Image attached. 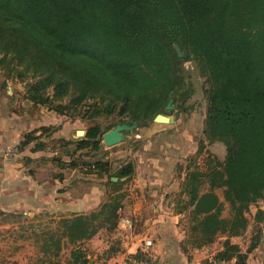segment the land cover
I'll return each instance as SVG.
<instances>
[{
	"label": "trees",
	"instance_id": "16d2710c",
	"mask_svg": "<svg viewBox=\"0 0 264 264\" xmlns=\"http://www.w3.org/2000/svg\"><path fill=\"white\" fill-rule=\"evenodd\" d=\"M188 59L204 77L202 133L209 142L220 140L225 154L184 176L191 208L181 246L187 251L223 234L215 257L235 256V264H244L247 252L229 237L246 229L250 205L264 199V0H0V67L11 77L30 78L23 98L35 105L70 119L69 110L84 106L91 121L85 133L58 138L75 142V150L101 147L99 116L115 113L146 125L170 97L186 100L192 88L179 70ZM56 129L43 126L40 133L51 138ZM35 131L23 133L19 149L38 139ZM57 159L83 173H105L114 185L119 181L111 176L133 170L127 163L109 172L101 158ZM120 205L117 193L96 209L63 218L61 228L47 230L48 253H59L61 236L82 240L102 225L114 226ZM81 249L72 251L74 263L86 262Z\"/></svg>",
	"mask_w": 264,
	"mask_h": 264
},
{
	"label": "crops",
	"instance_id": "0c3cea01",
	"mask_svg": "<svg viewBox=\"0 0 264 264\" xmlns=\"http://www.w3.org/2000/svg\"><path fill=\"white\" fill-rule=\"evenodd\" d=\"M7 97L5 94L0 96V211L24 214L26 218L31 219L30 223L35 228L54 230L61 228L63 218L96 209L107 201L114 184L109 182L105 173H82L77 168L70 169L65 163L60 166L50 147L53 138L59 146V137H73V132L78 129V119H68L66 115L57 113L44 104H36L31 114L26 111L33 107L31 101L23 98V102H20V99L15 97L7 100ZM12 100L16 101V107L10 104ZM49 125L57 127L51 138L46 132L40 133L41 127ZM33 129L36 130L35 134L40 133L38 139L19 149L18 154L7 156L9 148L17 149L23 133ZM61 160L68 161L67 158ZM135 169L140 170V165ZM150 170L144 169L142 174L137 172L129 183L125 180L126 175L112 180L120 181V186H128L117 211L132 216L136 235L125 241L115 227L109 229L102 225L91 237L77 240L83 242L86 249L85 263H66L65 257L56 256V264H132L127 254L135 252L141 245L142 238L146 237L152 239L148 248L150 255L147 256L149 264H201L207 258L215 257L223 247V234L201 247L188 246L187 251L182 249L181 245L185 239V210L178 208L175 202L176 194L171 193L179 181L177 174L171 170ZM181 178L183 179V176ZM182 195L186 197L184 192ZM260 200L252 211L253 221L259 231L258 234L253 232L255 243L251 249L246 251L252 237V233L247 229L249 222L241 234L229 237L238 245L240 251L247 252L244 264H264V201ZM190 208L191 206L188 207V212ZM259 209L262 210V217L257 219L255 214ZM47 233L45 231L40 236L42 240L39 248L42 255L48 254ZM114 242L118 247H113ZM230 259L236 263L235 256ZM12 260L14 264L48 263V260L36 263L35 256L16 255L12 256Z\"/></svg>",
	"mask_w": 264,
	"mask_h": 264
},
{
	"label": "rangeland",
	"instance_id": "374dc122",
	"mask_svg": "<svg viewBox=\"0 0 264 264\" xmlns=\"http://www.w3.org/2000/svg\"><path fill=\"white\" fill-rule=\"evenodd\" d=\"M7 72L8 71H4V68L0 67V96H4L5 94L8 96L7 100L15 97L16 99H20V102H23L25 82L26 80H30V78L27 77L25 80H21L15 76L11 77ZM179 75L186 84H190L192 93L182 102L184 109L176 103L179 100L174 99L171 108L160 111L175 118L173 122H160L152 119L146 125H138L137 123L126 122L125 119L127 117L116 115L115 113L108 116L102 115L95 120V122H99L100 128L103 131L102 135L116 124L122 123L125 125V128L121 130L120 137L111 144L106 145L101 135V147L99 149L85 147L75 150V142L67 144L61 142V145L58 146L55 138L51 139L50 147L56 152L57 158H67L68 162L70 160L77 161L80 160V158H101L106 161L109 172H113L122 165L129 163L133 170L126 175L127 178L125 180H127L128 183L137 172L139 174L144 173V169H151V172L154 170H161L163 172H168L170 170L172 172L174 171L179 181L174 185L175 188L171 190V193L174 192V194H176L175 202L178 208L185 210L183 225L185 227L184 238H186V229L189 223V206H185L186 197L184 198L182 195L184 176L190 169L206 170L215 160H222L225 154V146L220 140L209 142L202 133L206 107L203 92L204 77L200 74L196 62L193 59L183 61L179 70ZM47 91L49 93L51 92L50 89ZM67 98L68 97L62 98L61 101L66 102ZM15 102V100H12L10 104L16 107L15 105L17 104ZM56 102L57 100L54 101L53 104ZM44 105L47 107L46 104ZM35 106L34 104L33 107H29L26 111L32 114L33 110H35ZM69 112L74 115V119H78L76 128L84 129L85 133L86 127L91 121L83 115L84 106H79L77 109L73 110L71 109ZM68 119L70 118L68 117ZM107 124L112 125L107 128ZM79 133L80 132H73V137L75 138L84 134ZM16 148L17 149L14 148V150L13 147L9 148L7 151L9 154H6V150L4 149V154L7 156L18 154L19 148L18 146ZM138 164L140 165V170L135 169ZM112 165H114V167H112ZM69 168L74 169V167L71 166H69ZM147 172H149V170H147ZM181 176H183V179ZM122 187V185L120 186L118 184L111 187L113 189L111 190V195L114 196L118 192L122 198L124 190H127L128 186L123 187V189ZM117 189L118 191L116 192L115 190ZM216 191L221 195V189L217 188ZM258 201L261 200L259 199L251 204L247 212L249 219L247 229L249 230L248 232L252 233L250 243L255 240V233L253 232L258 234L259 231L252 217V211L259 204ZM30 220L26 218L24 214L0 211V264H14L12 256L16 255L35 256L36 263H42L43 260H48L47 264H56V256H61V258L65 257L66 263H74L72 251L78 247L83 249L85 256L87 255L86 249L83 247V242H78L77 240L71 241L67 236H65V238L61 236L62 246L56 256L50 253L42 255L39 248L42 240L40 236L43 232L47 231V229L44 230L40 227L35 228L31 225ZM32 223H34V221H32ZM105 226L109 229L115 227V225L112 226L108 223L105 224ZM34 233L36 234L34 235ZM55 233L57 234V232ZM247 241L246 239L245 242ZM245 242H243L244 245ZM248 243L249 242H247V244ZM112 245L113 247H118L116 242ZM42 256H46V258L44 259Z\"/></svg>",
	"mask_w": 264,
	"mask_h": 264
},
{
	"label": "built area",
	"instance_id": "2783aa9c",
	"mask_svg": "<svg viewBox=\"0 0 264 264\" xmlns=\"http://www.w3.org/2000/svg\"><path fill=\"white\" fill-rule=\"evenodd\" d=\"M112 222L115 224V228L120 233L122 240L128 241L135 234L134 229V219L132 216L127 215L123 212H117V215L112 218ZM152 244V239L149 237L142 238L141 245L133 253L127 254L128 259L132 261V264H149L147 256L149 253V246ZM141 253L142 256H135L136 254ZM233 259L230 258H216L209 257L204 260L201 264H234ZM168 264V263H165Z\"/></svg>",
	"mask_w": 264,
	"mask_h": 264
},
{
	"label": "water",
	"instance_id": "95a60500",
	"mask_svg": "<svg viewBox=\"0 0 264 264\" xmlns=\"http://www.w3.org/2000/svg\"><path fill=\"white\" fill-rule=\"evenodd\" d=\"M175 49L178 52V55L182 54V51L180 50V47L175 44ZM173 97H170L168 101L165 103L164 109H169L172 106ZM180 105H182V102H178ZM153 120L160 121V122H173L174 118L172 116H169L167 114H164L163 112H157ZM125 128V125L120 123L116 124L113 128H111L109 131H107L105 134L102 135L103 141L106 145L111 144L113 141H115L117 138L121 135V130ZM81 131L79 134L84 133V129H77V133ZM111 180H115L117 176H111Z\"/></svg>",
	"mask_w": 264,
	"mask_h": 264
},
{
	"label": "flooded vegetation",
	"instance_id": "af4514ba",
	"mask_svg": "<svg viewBox=\"0 0 264 264\" xmlns=\"http://www.w3.org/2000/svg\"><path fill=\"white\" fill-rule=\"evenodd\" d=\"M173 100H174V97H173ZM172 102H173V101H172ZM178 102H182V101H177L176 103H177L182 109H184L183 104L180 105ZM171 107H172V106H171Z\"/></svg>",
	"mask_w": 264,
	"mask_h": 264
},
{
	"label": "bare ground",
	"instance_id": "6f19581e",
	"mask_svg": "<svg viewBox=\"0 0 264 264\" xmlns=\"http://www.w3.org/2000/svg\"><path fill=\"white\" fill-rule=\"evenodd\" d=\"M79 132H81V131H79Z\"/></svg>",
	"mask_w": 264,
	"mask_h": 264
}]
</instances>
